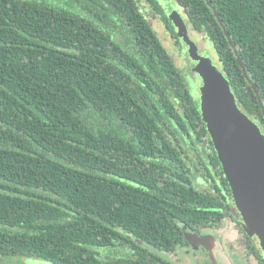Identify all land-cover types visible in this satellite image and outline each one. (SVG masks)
Instances as JSON below:
<instances>
[{
	"label": "trees",
	"instance_id": "obj_1",
	"mask_svg": "<svg viewBox=\"0 0 264 264\" xmlns=\"http://www.w3.org/2000/svg\"><path fill=\"white\" fill-rule=\"evenodd\" d=\"M171 1L264 131V0H210L257 91L207 0ZM167 11L160 0H0V264H158L155 250L174 246L158 242L170 215L189 224L214 202L198 173L230 191L188 75L150 21L184 47ZM127 232L150 241L131 242L135 257Z\"/></svg>",
	"mask_w": 264,
	"mask_h": 264
},
{
	"label": "water",
	"instance_id": "obj_2",
	"mask_svg": "<svg viewBox=\"0 0 264 264\" xmlns=\"http://www.w3.org/2000/svg\"><path fill=\"white\" fill-rule=\"evenodd\" d=\"M207 3L222 26L242 71L257 91L256 84L248 76L246 65L220 14L210 0ZM172 13L173 19H176L183 32V40L196 62L202 80L200 110L223 173L231 187L236 206L244 218V225L250 233L258 236L264 251V133L242 111L224 73L209 56L199 52L197 43L190 37L184 17L177 9ZM184 229L186 238L192 240L193 235ZM210 249L213 252L212 246ZM212 258L215 259L213 255ZM228 264H233L229 257Z\"/></svg>",
	"mask_w": 264,
	"mask_h": 264
},
{
	"label": "flooded vegetation",
	"instance_id": "obj_3",
	"mask_svg": "<svg viewBox=\"0 0 264 264\" xmlns=\"http://www.w3.org/2000/svg\"><path fill=\"white\" fill-rule=\"evenodd\" d=\"M161 4L163 5L162 2ZM166 8L165 5V10H167ZM173 10V8L169 7L167 11L169 16L170 14L172 15V18L170 16L171 19H173ZM177 10L184 17L188 27H191V35L194 39H197L195 40L196 43H198L199 37L209 43L204 32L193 31V27L188 23V17L184 11L180 7ZM175 26L180 29L179 24L175 23ZM174 39L176 43L178 41L177 37H174ZM183 42L184 47L180 44L179 50L183 54L186 64V60L189 58L188 47L184 40ZM255 123L257 124V122ZM201 172L208 176L206 183L200 180L203 179V176L199 178V175L202 174ZM201 172L198 173V177L193 181H199L198 183L205 187L211 186V189L205 190L211 197L215 198L214 202L208 208H196L200 211L203 210V212L201 215L195 217L194 220H191L189 224L183 220L186 217L182 216L181 218L178 214L170 215L172 226L168 225L164 229L165 232H161L163 238L158 242H172L174 246L171 250H155L158 264H227L222 252L223 250L228 253L233 264H264V251L260 239L256 234L250 233L244 225V218L236 206L229 182L227 181L230 191L227 190L226 185H224L222 178L218 174L213 177L215 173L210 175L209 172H204L203 169ZM188 219L190 220V218ZM184 228L193 235L192 240L186 238ZM125 235L126 240L124 238V242L130 245V248L127 250L130 256L135 257V249L132 247L131 242H136L143 249L147 247L146 242H150L135 237L132 232H127ZM211 246L213 252L210 249ZM212 255L215 258L214 260Z\"/></svg>",
	"mask_w": 264,
	"mask_h": 264
},
{
	"label": "rangeland",
	"instance_id": "obj_4",
	"mask_svg": "<svg viewBox=\"0 0 264 264\" xmlns=\"http://www.w3.org/2000/svg\"><path fill=\"white\" fill-rule=\"evenodd\" d=\"M160 1L163 3V7L164 8H165V5H166V7H167L166 9L167 10H169V7L171 9L173 8L174 12H175V9H178V6L175 3H173L171 0H160ZM149 15H150V18H151L150 21H151L152 25L154 27H156L157 32H158L160 38L162 39L163 44L171 52V55H172L173 59L175 60L176 64L178 65V67L181 70H183L186 75H188L186 78H187L188 85H189V87H190V89L192 91V95L195 97L197 102L200 103V97H201V94H202V91H201L202 80H201L200 76L197 74V77H195V74L192 75V74H188L187 73V65L185 64V59L183 58V55L180 53L179 46L175 45L174 36L172 35L171 32H169L167 29L164 28V26L162 25L163 23L160 22L159 19H157V18L154 19L152 17L153 16V12H150ZM175 28H178V27H175ZM188 32H189L191 38L194 41L197 40V39H194L192 37V35H191V27L190 26L188 27ZM194 37H195V35H194ZM198 37H199V35H198ZM180 38H181L182 43H183V35L180 34ZM195 43H196V41H195ZM196 45H198L199 51H200L201 54L207 55V56H209L211 58L212 48L210 46V43H207L205 41V39H201L199 37L198 38V43ZM187 52L191 55V53L189 52V49H187ZM193 68H195L196 71H197V65H195ZM263 133H264V131H263ZM198 187L201 188L202 190L211 189V186H206L205 187L202 184L198 185ZM222 252H223V254H224V256H225V258L227 260L226 262L228 264V257L230 259V256L228 255V253L225 250H223ZM3 262L6 263V264H16V263L17 264H53V263H51L49 261H46L44 259H39V258H34V257H27V256H25V257H21V256L5 257L3 259Z\"/></svg>",
	"mask_w": 264,
	"mask_h": 264
},
{
	"label": "clouds",
	"instance_id": "obj_5",
	"mask_svg": "<svg viewBox=\"0 0 264 264\" xmlns=\"http://www.w3.org/2000/svg\"><path fill=\"white\" fill-rule=\"evenodd\" d=\"M200 52V51H199Z\"/></svg>",
	"mask_w": 264,
	"mask_h": 264
}]
</instances>
